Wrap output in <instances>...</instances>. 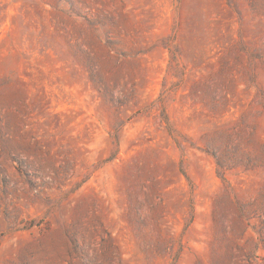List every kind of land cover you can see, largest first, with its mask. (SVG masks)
I'll list each match as a JSON object with an SVG mask.
<instances>
[{
	"label": "rangeland",
	"instance_id": "1",
	"mask_svg": "<svg viewBox=\"0 0 264 264\" xmlns=\"http://www.w3.org/2000/svg\"><path fill=\"white\" fill-rule=\"evenodd\" d=\"M0 264H264V0H0Z\"/></svg>",
	"mask_w": 264,
	"mask_h": 264
}]
</instances>
